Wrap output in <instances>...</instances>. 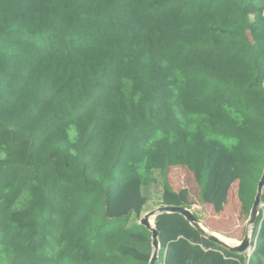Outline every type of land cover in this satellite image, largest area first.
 <instances>
[{
	"label": "trees",
	"instance_id": "obj_1",
	"mask_svg": "<svg viewBox=\"0 0 264 264\" xmlns=\"http://www.w3.org/2000/svg\"><path fill=\"white\" fill-rule=\"evenodd\" d=\"M263 83L264 0H0V264H148L151 186L189 207L170 166L249 212ZM154 224L156 264H264V208L248 257Z\"/></svg>",
	"mask_w": 264,
	"mask_h": 264
},
{
	"label": "rangeland",
	"instance_id": "obj_2",
	"mask_svg": "<svg viewBox=\"0 0 264 264\" xmlns=\"http://www.w3.org/2000/svg\"><path fill=\"white\" fill-rule=\"evenodd\" d=\"M166 179L169 183H172L171 186L173 189L187 190L189 203L188 208L198 216L199 223L207 230L208 233L217 232L225 237L235 239L238 242L241 241L247 228L246 223L249 219V212L242 207L239 200L233 209L227 207L226 201L216 203L203 201L200 197V188L194 175L188 170V168L182 165L170 166L166 174ZM162 188L163 180L160 176L158 183L153 184L150 188L145 211L140 214L139 218L133 216L131 221L138 223L146 212L160 206L158 205V199L160 198L159 194L160 191H162ZM263 208L264 204H262L259 210ZM248 235L252 241V226L248 227ZM251 244L252 242L246 252L247 257L253 250Z\"/></svg>",
	"mask_w": 264,
	"mask_h": 264
},
{
	"label": "water",
	"instance_id": "obj_3",
	"mask_svg": "<svg viewBox=\"0 0 264 264\" xmlns=\"http://www.w3.org/2000/svg\"><path fill=\"white\" fill-rule=\"evenodd\" d=\"M264 190V167L260 176V179L258 180V183L256 185V191L254 195V199L249 211V219L246 223V231L241 239V241L236 245H229L219 239L214 233H208L207 230L199 223L198 219L194 215L193 211L189 209L188 207L184 206H167V205H161L158 206L155 209H152L148 212H146L142 218L139 220V224L144 226L148 231L151 232V246H152V253L149 259L148 264H156L158 260V253L160 250V242H159V232L155 228L154 219L157 215L161 213H178L182 215L189 224L194 227L196 230H198L200 233L204 235V237L212 242H215L219 244L220 246L224 247L225 249H228L233 252L237 253H246L247 250L250 247L251 239L248 235V227L255 224L257 217L259 215V209L261 207V196L263 194ZM153 218V223H151L150 218Z\"/></svg>",
	"mask_w": 264,
	"mask_h": 264
},
{
	"label": "bare ground",
	"instance_id": "obj_4",
	"mask_svg": "<svg viewBox=\"0 0 264 264\" xmlns=\"http://www.w3.org/2000/svg\"><path fill=\"white\" fill-rule=\"evenodd\" d=\"M152 217L150 218V221L152 223ZM219 239H221L222 241H224L225 243L229 244V245H236L238 244L239 242L235 239H232V238H229V237H225L219 233H215L213 232Z\"/></svg>",
	"mask_w": 264,
	"mask_h": 264
},
{
	"label": "crops",
	"instance_id": "obj_5",
	"mask_svg": "<svg viewBox=\"0 0 264 264\" xmlns=\"http://www.w3.org/2000/svg\"><path fill=\"white\" fill-rule=\"evenodd\" d=\"M263 86H264V83H263ZM167 182H168V181H167ZM168 184L170 185V187H171V189H172L173 191H176V192L179 191V190H176V189H173V188H172V186H171L172 183H169V182H168Z\"/></svg>",
	"mask_w": 264,
	"mask_h": 264
},
{
	"label": "built area",
	"instance_id": "obj_6",
	"mask_svg": "<svg viewBox=\"0 0 264 264\" xmlns=\"http://www.w3.org/2000/svg\"><path fill=\"white\" fill-rule=\"evenodd\" d=\"M263 203H261V206H262ZM253 248V247H252Z\"/></svg>",
	"mask_w": 264,
	"mask_h": 264
}]
</instances>
